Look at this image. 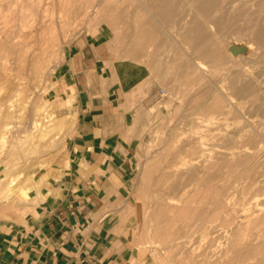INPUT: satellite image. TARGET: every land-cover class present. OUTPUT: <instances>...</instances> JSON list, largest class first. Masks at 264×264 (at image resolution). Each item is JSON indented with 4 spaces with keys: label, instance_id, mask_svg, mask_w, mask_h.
Segmentation results:
<instances>
[{
    "label": "rangeland",
    "instance_id": "obj_1",
    "mask_svg": "<svg viewBox=\"0 0 264 264\" xmlns=\"http://www.w3.org/2000/svg\"><path fill=\"white\" fill-rule=\"evenodd\" d=\"M115 1H140L151 8V0H0L3 202L28 204L44 174L46 179L54 178L59 166H67L65 132L75 118L66 114L74 94L62 74L64 49L84 28L95 26ZM154 3L172 8L167 22L161 18L166 10L159 14L160 9L142 6L154 18L156 37L168 44L158 52L167 73L162 74L166 82L158 84L163 94L158 93L155 107L142 116L145 129L134 158L130 194L124 200L132 218L131 234L151 251L153 264H264V153L254 156L259 148L264 151V109L259 106L264 100V46L252 39V32L264 25V21L254 23L264 15V0H216L210 16L204 0ZM241 5L243 12L238 15ZM17 52L25 57L18 59ZM222 102L223 107H217ZM34 114L41 124L30 123ZM252 129L257 136L247 144L246 134ZM11 150L14 154L9 158ZM232 151L243 157L231 158ZM205 176L210 196L215 199L223 190L228 202H190ZM214 185L217 189L211 188ZM213 189L221 190L212 194ZM196 207L203 208L200 217L194 215L197 219L192 211L183 219L177 216L181 208ZM259 213L258 222L247 219Z\"/></svg>",
    "mask_w": 264,
    "mask_h": 264
},
{
    "label": "crops",
    "instance_id": "obj_2",
    "mask_svg": "<svg viewBox=\"0 0 264 264\" xmlns=\"http://www.w3.org/2000/svg\"><path fill=\"white\" fill-rule=\"evenodd\" d=\"M144 5L113 2L65 47L62 74L74 94L66 114L75 118L65 132L68 164L54 178L44 174L25 205L3 202L0 186V264H153L151 251L131 234L124 203L142 116L166 82L158 52L168 44L156 37ZM154 5L170 22L172 8Z\"/></svg>",
    "mask_w": 264,
    "mask_h": 264
},
{
    "label": "bare ground",
    "instance_id": "obj_3",
    "mask_svg": "<svg viewBox=\"0 0 264 264\" xmlns=\"http://www.w3.org/2000/svg\"><path fill=\"white\" fill-rule=\"evenodd\" d=\"M84 1V0H83ZM155 1H159V0H153V3H152V0H151V8L153 9L154 8V10L153 11H155V12H157V10H156V8H155V5H154V2ZM160 1H165V0H160ZM205 1V3H207V5H206V12H207V15L208 16H210V14L215 10V7H216V5L214 4V1H216V0H204ZM232 1H239V0H232ZM71 2V1H70ZM89 2V1H88ZM240 2H244V0H240ZM68 4H70V3H68ZM82 6V5H81ZM86 6H87V4H86ZM79 7V6H78ZM145 7V9L146 10H149V11H151L152 9L151 8H146V6H144ZM244 7H245V5H244ZM79 8H81V7H79ZM78 8V9H79ZM86 8V7H85ZM84 8V9H85ZM242 8H243V5H241V7H239L238 9H237V13H238V15H241V13L243 12V10H242ZM91 9V8H90ZM90 9L88 10V8H87V10L88 11H90ZM71 10V9H70ZM80 11V10H79ZM76 12V11H75ZM84 12V11H83ZM85 12H86V10H85ZM124 12H126V10H124ZM154 14V13H153ZM84 16H85V14H84ZM251 19V18H250ZM253 19V18H252ZM260 21H264V15L262 14V16L261 15H258L256 18H255V25H258L259 24V22ZM138 23H140V22H138ZM141 25V24H140ZM139 25V26H140ZM138 26V27H139ZM144 26V25H143ZM145 27H143V28H140V30L142 29H144ZM251 29V28H250ZM249 29V30H250ZM141 30V31H142ZM47 32V31H46ZM49 33V32H48ZM138 33H140L139 31H138ZM141 33H143V32H141ZM51 35V34H50ZM53 36V35H52ZM72 37V36H71ZM52 38V37H51ZM69 38V37H68ZM149 38V37H148ZM251 38V37H250ZM252 39L253 40H255L256 42H257V44L259 45V46H264V25H260L259 27H258V29L257 30H255V32H252ZM53 40V39H52ZM254 44V43H253ZM257 45V46H258ZM262 48V47H261ZM22 49H23V47H22ZM29 49V48H28ZM18 50V49H17ZM21 50V49H20ZM23 50H25V49H23ZM23 52V51H22ZM22 52H17V53H19L20 55H17L18 56V59H21V58H19V56L20 57H22L23 58V54L24 53H26V51L22 54V56H21V53ZM258 53V52H257ZM263 53V52H262ZM261 53V54H262ZM220 55V54H219ZM257 55V54H256ZM255 55V56H256ZM221 56V55H220ZM25 57V56H24ZM25 59V58H24ZM23 59V60H24ZM193 59V58H192ZM191 59V61L193 62V60ZM22 60V61H23ZM219 60V59H218ZM21 61V60H20ZM21 63H23V62H21ZM56 64V63H55ZM57 64H58V62H57ZM175 65V64H174ZM197 68H198V65H197ZM19 69V68H18ZM166 69V68H165ZM164 73H167V71H165L164 70ZM165 75V74H164ZM36 77L38 78V79H40V77H41V75H36ZM23 78V77H22ZM247 88V87H246ZM251 89V91H255L253 88H250ZM262 90V89H261ZM263 92H264V88H263V90H262ZM258 92V91H257ZM223 95V94H222ZM255 94H253V96H254ZM218 97V96H217ZM27 98V97H26ZM199 98V97H198ZM223 99V98H222ZM69 100V99H68ZM68 100H67V102H68ZM214 100V99H213ZM212 100V101H213ZM216 100H218V98L216 99ZM220 100V99H219ZM227 100V99H226ZM215 101V100H214ZM221 101V100H220ZM223 101V100H222ZM228 101V100H227ZM216 103L218 102V101H215ZM69 103V102H68ZM229 103V102H228ZM220 104V106H217V107H223V106H221V104H223V102L222 103H219ZM218 104V105H219ZM256 104H259L258 102L256 103ZM214 106V105H213ZM226 106V105H225ZM259 106H261L263 109H264V100L263 101H260V104H259ZM258 107V106H257ZM215 108V107H214ZM216 109H218V108H216ZM215 112H216V110L215 109H213ZM31 112V111H30ZM208 112H210V111H208ZM219 113V112H218ZM38 114H37V117H36V115L34 114V115H32L31 116V118L29 119L30 120V123H42V121H41V119L40 118H38ZM41 116V115H40ZM28 121V120H27ZM25 129V128H24ZM38 130V129H37ZM247 144H253L254 142H255V136H257V133H256V131L255 130H250L249 132H247ZM35 144V143H34ZM194 153V152H193ZM246 153V152H245ZM262 153H264V151H263V149H261V148H259L256 152H255V154H254V156H259V155H263ZM14 154V150H11L10 152H9V155H8V157L10 158L12 155ZM202 154V153H201ZM227 154V153H226ZM249 155H251V153H248ZM193 155V154H192ZM228 155L231 157V158H242L243 156H242V153L241 152H236V151H232V152H230V153H228ZM245 155V154H244ZM246 156V155H245ZM215 157V156H214ZM247 157V156H246ZM248 157H250V156H248ZM213 158V157H212ZM181 160H183V159H181ZM192 160V159H191ZM207 161V160H206ZM231 161H234V159L233 160H231ZM217 163H219V162H217ZM229 163H231V162H229ZM212 165H214V168H213V170L215 169V168H217L216 166H217V164L216 163H214V164H211V166ZM235 166H236V164H234ZM232 167V166H231ZM169 168V167H168ZM219 168V167H218ZM232 168H234V167H232ZM212 170V169H211ZM244 171H246V169L244 170ZM211 172H213V171H210V173ZM207 176H209V175H207ZM207 176H205L204 178H201L200 180H199V183H198V185H199V188L197 189V190H195L192 194H191V196H189L190 197V202H195V201H199V204H205L206 203V201H207V203H208V200H211V201H213V202H215L216 204H222V203H226V202H228V197L226 196V197H224L223 196V193H222V191L223 190H221V189H218L217 191H215L214 189H213V192H212V194H215L214 193V191L215 192H218L219 190H221V192L220 193H216L215 195H216V197H215V199H213V197L212 196H210V193H209V190H207V186H208V177ZM162 178V177H161ZM176 180V179H175ZM214 182H215V180H214ZM220 182V181H219ZM185 183V182H184ZM219 184V183H218ZM216 186L214 185V187L212 186L211 188H215ZM222 187V186H221ZM220 186H219V188H221ZM215 189H217V187L215 188ZM222 193V194H221ZM214 195V196H215ZM210 197H212V198H210ZM224 197V199H222ZM185 199V198H184ZM222 199V200H221ZM165 203V202H164ZM185 203H187V201L185 202ZM198 203V202H197ZM166 204V203H165ZM156 205V204H155ZM206 205V204H205ZM208 205H210V202L208 203ZM213 205H214V203H213ZM217 206V205H216ZM215 206V207H216ZM207 207V206H206ZM159 209V208H158ZM202 209L203 208H201V207H196V208H190V210H188V209H186V208H181L180 210H179V213H178V215L177 216H179L180 218H182L183 219V217H184V214L187 212L188 213V211H192V215H193V217H194V215H196V214H198L199 212H201L202 211ZM208 209V208H207ZM155 210V209H154ZM223 210V209H222ZM222 210H220L221 212H222ZM215 211V210H214ZM215 212H217V211H215ZM159 213V212H158ZM170 214L172 213V211L171 212H169ZM168 213V214H169ZM202 213V212H201ZM218 213V212H217ZM217 213H216V215H217ZM222 213H224V212H222ZM173 214V213H172ZM189 214V213H188ZM200 214V213H199ZM215 214V213H214ZM152 215H153V213H152ZM256 214H253V216H255ZM156 216V215H155ZM174 216V215H173ZM176 216V220H177V217ZM183 216V217H182ZM185 216H186V214H185ZM201 216V214L199 215V217ZM251 217H252V215H250ZM157 217V216H156ZM155 217V218H156ZM187 217H188V215H187ZM199 217H197V218H199ZM262 217V215H261V213H259V214H257V216L256 217H253L254 219H250V217L248 216L247 217V219L248 220H251V221H253V222H258L259 220H260V218ZM174 218V217H173ZM195 218V217H194ZM197 218H195V219H197ZM263 218H264V216H263ZM172 219V218H171ZM190 219V218H189ZM188 219V221H193V220H195V219H190L189 220ZM216 219V218H215ZM246 219V220H247ZM175 219H174V221H176ZM209 220V219H208ZM207 220V222H211L212 220L210 219L209 221ZM171 221H173V220H171ZM186 222H187V219L185 220ZM167 222V221H166ZM248 222V221H247ZM250 222V221H249ZM248 222V223H249ZM169 223V222H168ZM167 223V224H168ZM171 223V222H170ZM169 223V224H170ZM173 223V222H172ZM193 223V222H192ZM191 223V224H192ZM194 223H197L196 221L194 222ZM187 225V224H186ZM172 226H174V228H175V224L174 225H172ZM171 225L169 226V228H171L172 227ZM188 226H190V225H188ZM192 226V225H191ZM160 227V226H159ZM161 227H164L163 226V224H161ZM199 227V226H198ZM205 227V226H204ZM157 229V228H156ZM163 230H165L164 228L162 229V231ZM161 231V230H160ZM164 232V231H163ZM168 232V231H167ZM166 232V233H167ZM159 234V233H158ZM160 235H162V233L160 234ZM163 235H165V234H163ZM162 235V236H163ZM167 235V234H166ZM210 236V235H209ZM161 237V236H160ZM159 238V237H158ZM162 238H164V237H162ZM181 238V237H180ZM185 238H187L186 236H185ZM164 240V239H163ZM209 240H211L212 241V239L210 238ZM206 242H208V244H209V242L210 241H206ZM207 244V243H206ZM207 244V245H208ZM211 245V244H210ZM247 246V245H246ZM245 246V247H246ZM250 246V245H249ZM208 247V246H207ZM227 247V246H226ZM174 248V247H173ZM178 248V247H177ZM227 249H229L228 247H227ZM239 249V248H238ZM248 249H249V247H248ZM240 251V250H239ZM169 252V251H168ZM245 252V251H244ZM241 253V252H240ZM237 254V253H236ZM244 254V253H243ZM249 254V253H248ZM248 254H246V256L248 255ZM240 255V254H239ZM235 256H237V255H235ZM241 256V255H240ZM240 256H238V257H240ZM245 256V255H244ZM232 257H234V256H232Z\"/></svg>",
    "mask_w": 264,
    "mask_h": 264
},
{
    "label": "built area",
    "instance_id": "obj_4",
    "mask_svg": "<svg viewBox=\"0 0 264 264\" xmlns=\"http://www.w3.org/2000/svg\"><path fill=\"white\" fill-rule=\"evenodd\" d=\"M159 93H160V94H163V90H162V89H160V90H159Z\"/></svg>",
    "mask_w": 264,
    "mask_h": 264
}]
</instances>
